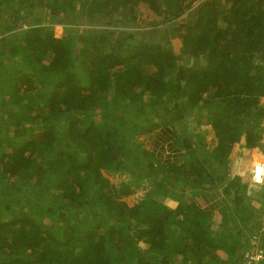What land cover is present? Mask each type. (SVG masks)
Masks as SVG:
<instances>
[{
    "label": "trees",
    "instance_id": "1",
    "mask_svg": "<svg viewBox=\"0 0 264 264\" xmlns=\"http://www.w3.org/2000/svg\"><path fill=\"white\" fill-rule=\"evenodd\" d=\"M241 140L264 145V0H0V264H203L218 242L241 264ZM220 185L215 231L196 201Z\"/></svg>",
    "mask_w": 264,
    "mask_h": 264
},
{
    "label": "crops",
    "instance_id": "2",
    "mask_svg": "<svg viewBox=\"0 0 264 264\" xmlns=\"http://www.w3.org/2000/svg\"><path fill=\"white\" fill-rule=\"evenodd\" d=\"M237 148V150H236ZM243 148V141H239L234 144L233 148L231 149L229 158H230V164L228 166V173L226 176V179L230 181L231 183H235L236 181H239L240 183L246 182V189L241 186V184H238L240 191L242 193H245L247 195L252 196V204L257 208V214L252 216L249 220L250 223L252 222H259L258 220L264 218V207H260L261 203L256 202L257 197H260L262 193H264V178L261 181L260 184H254L251 181V176H252V169H253V164L255 162L251 160H247L250 158V156H254L255 153L249 152L247 154V157H243L242 155L244 154L245 150H253V148L245 149ZM234 152V154H233ZM239 155V158L236 157V155ZM259 156H262L263 159L259 161H264V153L263 151L260 150ZM205 183V182H203ZM225 185V183H224ZM234 185V184H231ZM223 185H220L216 188H211L209 191H207V194L204 195L202 198H198L196 203H197V209H199L201 212L204 213L205 216H207L211 222H210V227L211 229H214L215 231L222 229L224 227V223L222 220V215H221V209L223 208L224 204V194H223ZM212 192H215V194H212ZM262 192V193H261ZM129 196V195H128ZM264 196V195H263ZM233 215V214H232ZM235 218V215H233ZM233 217L227 221V225L224 230L228 229L229 227H233ZM206 227V224H205ZM209 232L205 233L204 240H207V235ZM200 244V242H198ZM193 244L191 240V245ZM202 246V245H201ZM205 250L204 254V260L201 262L203 264H235L239 263V259L235 260L233 263L231 261V257L228 256L227 251L224 249V243L223 242H218L215 244H206L203 246ZM207 251V252H206ZM212 261V263H210ZM194 264V263H192Z\"/></svg>",
    "mask_w": 264,
    "mask_h": 264
},
{
    "label": "rangeland",
    "instance_id": "3",
    "mask_svg": "<svg viewBox=\"0 0 264 264\" xmlns=\"http://www.w3.org/2000/svg\"><path fill=\"white\" fill-rule=\"evenodd\" d=\"M34 12H35V15H36V16L45 13L43 7L35 8ZM55 20H56V19H54L53 21H55ZM81 21H82V22H81ZM84 21H85V22H84ZM74 22H75L74 25H77L79 29H81L82 27H88V25L91 24V23H89V22L87 21V19H84V20H83L82 17H80V16H77ZM62 24H63V23H60L59 21H55L54 23H52L51 27H52V29H53V32H54V35H55V36H60V35L63 33V27H62ZM23 27H25V25H24ZM95 27H96V26H95ZM126 27H127L128 29H132V30L143 28V27H140L138 24H136V25H128V26H126ZM159 35H160L159 33L153 34V36H154L155 38H157ZM178 45H179V44L176 43V44H175V47L177 48ZM161 109H163V107H161ZM164 111H165V110H164ZM191 121H192V120H191ZM191 125H192V122H191ZM192 126H193V125H192ZM201 128H203V129H204V128H207L208 131L205 132V133H206V137H207L208 139L212 137V131H211V128H210L209 125L205 126L204 124H202V125H201ZM139 139L142 140L143 143L145 142L146 146L149 147L147 140L149 141L150 139H145V135H140ZM263 146H264V145H263ZM263 146H262V148H264ZM262 148L254 147L253 150H250V151H249V150L247 151V150L244 149L245 151H244V154H243L242 156H243V157H247V154H248L249 152H252V153H255V155H254V156H250V158H248L247 160H251V161L254 160L253 162H256V161L262 160L263 157L258 155L259 152H260V150H261ZM247 149H248V148H247ZM236 150H237V148H236ZM261 151H262V150H261ZM233 154H234V152H233ZM236 157L239 158L238 153H237ZM114 175H115V176L109 175L108 177L111 179V181H113V182H115V183H118V182H119L120 180H122V179H127V176H126L125 174L121 175L120 177L116 176L117 174H114ZM143 191H144V189H140V190L136 191V192H135L134 194H132V195H129V196H126V197H122V199L127 200V202L131 205V204H133V203L138 199L139 195L142 194ZM163 201L165 202V204H167V205H168L169 207H171V208H174V207L176 206V204H177L175 200L170 199V198H164ZM141 244H143V243H141Z\"/></svg>",
    "mask_w": 264,
    "mask_h": 264
},
{
    "label": "built area",
    "instance_id": "4",
    "mask_svg": "<svg viewBox=\"0 0 264 264\" xmlns=\"http://www.w3.org/2000/svg\"><path fill=\"white\" fill-rule=\"evenodd\" d=\"M251 179L253 182L261 183L264 178V161H256L253 164ZM264 231V218L260 221V227L258 232L250 237L248 247L244 248L242 252L241 264H260L264 258V248H260L259 238L260 233Z\"/></svg>",
    "mask_w": 264,
    "mask_h": 264
},
{
    "label": "clouds",
    "instance_id": "5",
    "mask_svg": "<svg viewBox=\"0 0 264 264\" xmlns=\"http://www.w3.org/2000/svg\"><path fill=\"white\" fill-rule=\"evenodd\" d=\"M251 181H252V179H251ZM252 183H254V184H260V183H256V182H253V181H252ZM262 219H263V218H262ZM260 220H261V219H260Z\"/></svg>",
    "mask_w": 264,
    "mask_h": 264
}]
</instances>
